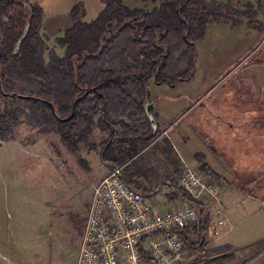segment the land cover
Masks as SVG:
<instances>
[{
  "label": "trees",
  "instance_id": "16d2710c",
  "mask_svg": "<svg viewBox=\"0 0 264 264\" xmlns=\"http://www.w3.org/2000/svg\"><path fill=\"white\" fill-rule=\"evenodd\" d=\"M126 1L99 0L101 12L92 21L80 17L77 6L73 25L58 39L64 55L51 53L46 62L42 7L0 0V141H15L26 125L59 134L74 155L91 145L88 152L99 153L102 163L115 170L122 153L148 146L156 137L147 113L150 81L175 88L192 80L199 56L196 42L207 26L248 16L230 2L159 0V7L145 11L127 7ZM96 130L106 134L100 143L94 140ZM79 161L88 170L89 163ZM163 186L170 187L172 198L199 212L197 222L179 233L191 255L206 236L207 212L180 185ZM148 241L139 246L141 264H156Z\"/></svg>",
  "mask_w": 264,
  "mask_h": 264
},
{
  "label": "crops",
  "instance_id": "0c3cea01",
  "mask_svg": "<svg viewBox=\"0 0 264 264\" xmlns=\"http://www.w3.org/2000/svg\"><path fill=\"white\" fill-rule=\"evenodd\" d=\"M248 5L232 6L236 12H246L245 18L237 17L236 23L222 20L212 24L215 28L211 26L216 34L211 51L216 53L218 65L224 66L219 77L234 71L236 63L261 45L259 24L264 21V14L257 10L255 0ZM259 52L250 63L243 67L239 65L230 76L227 75L222 84L215 88L213 85L207 93L203 91L206 94H175L174 88L169 87L173 94L157 97L158 107L150 101L148 106L153 105L152 114L155 108L158 109V120L152 116L156 137L137 155L118 166L122 168L123 181L148 197L155 213L185 204L171 197L170 187L163 186L171 182L179 185L185 166L202 170L205 165V180L220 186L224 210L209 197L200 201L209 217L202 246L191 255L186 253L183 260L174 264H238L237 253L248 249L253 254L240 264H264V176L258 179L256 175L257 170L264 169V109L257 106V103H264V51ZM204 55H207L204 58H210L208 49L204 50ZM234 80H237L236 84L230 86ZM246 86L251 92L242 97L241 92ZM166 93L170 94L168 90ZM163 101H168L169 107H164ZM171 132L174 139L170 138ZM165 138L169 150L180 160L176 167L158 164L160 168L154 176L143 171H129L137 159L147 155ZM173 140L186 145L180 149ZM188 143L194 145L187 146ZM97 154L86 153L84 159L91 169H99L96 174H100L101 180L111 169ZM256 188L262 190V197L255 194ZM220 221L222 225H219Z\"/></svg>",
  "mask_w": 264,
  "mask_h": 264
},
{
  "label": "rangeland",
  "instance_id": "374dc122",
  "mask_svg": "<svg viewBox=\"0 0 264 264\" xmlns=\"http://www.w3.org/2000/svg\"><path fill=\"white\" fill-rule=\"evenodd\" d=\"M20 1L29 2L31 5L37 4L44 11L42 37L46 62L51 53L64 55L66 48L60 46L58 39L73 25L72 15L76 13L77 6L79 16L85 15L87 21L96 19L101 12L99 0ZM213 1L225 4L229 2L231 4L232 1L235 5L243 4L246 7L251 2V0ZM125 5L131 9L152 11L159 7L160 3L159 0H129ZM208 26L210 29H206L202 40L196 42L199 57L194 77L190 81L179 82L173 93L197 96L206 94V90L209 92L213 85L215 88L222 84L227 75L230 76L239 65L243 67L258 57L260 50L264 51L263 31L259 33L261 45L258 49L236 63L234 71L230 70L219 77L224 66L218 65L217 55L211 51L213 44L216 43L215 25ZM207 49L210 58H204L207 56L204 55V50ZM236 81L234 80L230 86L235 85ZM170 88L167 85H157L151 80L149 87L151 95L148 101L158 107L157 97L173 94ZM166 90L171 93L167 94ZM250 92L251 89L246 86L241 95L243 97ZM169 104L168 101L162 102L164 107H169ZM257 106L264 109L262 102L257 103ZM171 110L170 108L169 111ZM153 113L155 120H158V109L155 108ZM94 136V140L99 143L106 138V134L100 130H96ZM173 136L175 135L171 132L170 138L172 139ZM175 145L183 149L186 143L175 142ZM193 145L194 143L187 144V146ZM145 147L140 146L135 152L127 150L126 153H122L119 164L123 165ZM89 148L91 145L85 146L78 155H74L63 144L59 134L44 133L40 129L26 125L21 127L15 141H0V264L76 263L93 190L102 180H99L100 174H96L99 173V169L95 171V168L88 167L87 170L79 161L89 153ZM97 157L101 159L99 153ZM177 162L180 160L169 150V143L165 138L147 155L137 159L130 166L129 171H143L154 176L159 171L158 164L174 168ZM256 175L258 179L262 178L264 169L257 170ZM255 194L262 197V190L256 188ZM192 239L196 240L197 237L193 236ZM252 254L253 251L249 249L237 253L238 264L247 260Z\"/></svg>",
  "mask_w": 264,
  "mask_h": 264
},
{
  "label": "built area",
  "instance_id": "2783aa9c",
  "mask_svg": "<svg viewBox=\"0 0 264 264\" xmlns=\"http://www.w3.org/2000/svg\"><path fill=\"white\" fill-rule=\"evenodd\" d=\"M179 185L193 199L209 197L224 210L220 186L207 182L200 170L185 166ZM198 215L188 204L155 213L151 200L128 186L122 168H116L94 187L75 264H141L145 239L156 264H174L186 256L179 233Z\"/></svg>",
  "mask_w": 264,
  "mask_h": 264
},
{
  "label": "water",
  "instance_id": "95a60500",
  "mask_svg": "<svg viewBox=\"0 0 264 264\" xmlns=\"http://www.w3.org/2000/svg\"><path fill=\"white\" fill-rule=\"evenodd\" d=\"M0 90L2 91V84H1V81H0ZM150 90H148V97H150ZM24 98H28V97H24ZM77 104H78V101H76L74 103V106H73V112H72V115L69 119L73 118L74 115H75V112H76V107H77ZM53 110H54V107L52 106ZM152 109H153V105H149L147 107V113H148V116L150 117V119L152 120L153 124H154V121H153V117H152ZM262 199L264 200V195L262 197Z\"/></svg>",
  "mask_w": 264,
  "mask_h": 264
},
{
  "label": "flooded vegetation",
  "instance_id": "af4514ba",
  "mask_svg": "<svg viewBox=\"0 0 264 264\" xmlns=\"http://www.w3.org/2000/svg\"><path fill=\"white\" fill-rule=\"evenodd\" d=\"M256 2H257V6H258V11H261V12H263V14H264V5L263 4H259L258 3V1L257 0H255ZM128 7V6H127ZM248 7H249V5H248ZM264 16V15H263ZM264 18V17H263ZM259 27L260 28H262L261 29V31L260 32H263L264 31V21L262 22V23H260V25H259ZM154 81V80H153ZM155 82V81H154ZM164 85H167V86H169L168 84H164ZM170 87V86H169ZM172 88V87H171Z\"/></svg>",
  "mask_w": 264,
  "mask_h": 264
}]
</instances>
